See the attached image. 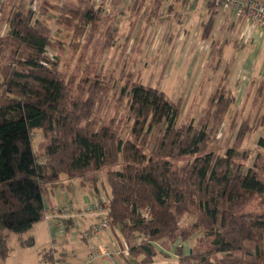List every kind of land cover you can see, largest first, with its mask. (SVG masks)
Segmentation results:
<instances>
[{
	"label": "trees",
	"instance_id": "trees-1",
	"mask_svg": "<svg viewBox=\"0 0 264 264\" xmlns=\"http://www.w3.org/2000/svg\"><path fill=\"white\" fill-rule=\"evenodd\" d=\"M41 1L38 14L22 3L9 17L7 33L0 36V60L6 58L0 67V261L10 253L9 232L22 235L45 219L49 185L63 174L92 175L94 181L106 170L109 227L127 258L143 256L142 262L150 264L160 254L155 243L169 249L178 240L198 235L187 255L176 248L179 264H264V138L258 139L253 164L246 166L249 151L241 146L252 130L250 121L221 155L208 150L214 127L208 122L199 129L194 122L178 127V102L137 83L122 91L133 139L125 138L113 119L99 124L94 116L101 98L99 80L88 87L87 98L74 96L59 69L60 54L51 59L47 52L63 47L53 38L54 26L58 33L62 26L69 28L72 36L80 23V33L88 24L95 30L103 8L90 0H78L75 8H65L66 0ZM155 1L159 6L164 0ZM213 7L209 3V12ZM51 9H58L54 18L48 15ZM214 21L213 16L202 24L203 39L209 38ZM84 83L79 92H87ZM233 103L225 89L213 93L211 120L220 125ZM155 127H164L163 133L148 152L147 137ZM35 129H42L46 140L44 160L33 150ZM186 155L194 160L176 167L173 159ZM191 218L194 221L187 223ZM74 223L69 220V227ZM132 240L136 243L130 244ZM20 244L32 246L34 240L21 239ZM60 261L51 251L42 254L41 264Z\"/></svg>",
	"mask_w": 264,
	"mask_h": 264
},
{
	"label": "rangeland",
	"instance_id": "rangeland-1",
	"mask_svg": "<svg viewBox=\"0 0 264 264\" xmlns=\"http://www.w3.org/2000/svg\"><path fill=\"white\" fill-rule=\"evenodd\" d=\"M58 1V4H62L64 0ZM21 2H25V6L29 5L33 8L38 2L36 12L37 14L41 12V0H9L3 6L0 4V36L7 33L8 19L15 10L20 9ZM90 2L103 8L102 19L97 24V28L92 30L88 24L80 33L83 23L79 21L80 24L76 26L78 32H75L74 29L73 34L76 35L72 36L70 29L64 26L58 33L57 27H53V22H51L53 38L59 40L63 47L55 46L53 49H49L47 56L54 59L57 52L60 54L59 69L62 76L69 81L74 96L79 95L87 98L88 87L96 79L99 80L101 98L94 108V116L99 124L110 122L113 119L122 128L123 136L133 139L127 99L126 95H122V91L124 88L130 90L131 86L137 83L154 87L165 92L167 99L178 102L180 105L178 127L194 122V126L199 129L205 122H208L210 128H215L212 131L213 139L209 143L208 150L221 155L228 147L235 144L238 131L244 122L250 121L252 130L245 138L241 149L249 151V158L244 163L246 166H251L258 151V139L264 137V111L258 118L250 117V115L242 117L236 110V106L232 105L222 118L220 125H216L214 118L212 121V116L209 115V112H212L215 107L209 104L210 98L205 91L209 86L210 70L214 68L216 59L207 60L214 31L211 30L209 38L203 39L202 24L208 20V3L205 0H180L177 5L170 7L169 0H166L160 11L157 12L154 0H104L103 3L90 0ZM195 2L200 4L199 8L191 6ZM63 6L65 8L78 7V0H66ZM48 15L56 17L58 9L49 10ZM43 16L47 17L45 14ZM90 33L92 36L88 39ZM239 42L240 39L237 42L238 48L232 42H229L226 47L219 48L218 54L221 57V63L217 77L225 78L230 75L233 78L238 70L237 66L242 63L243 58L254 51L255 44L254 46L252 44L243 46L246 43ZM261 57V61L257 65L258 69L264 60V46L261 49ZM233 60L235 70L229 74ZM5 62L6 58L1 59L0 67ZM224 67L228 68L227 72L223 71ZM204 73L206 76L201 82ZM84 78H89L87 79L89 81L84 83ZM81 83H84L87 92H79ZM2 92L3 77L0 74V96ZM255 93L257 94V92ZM235 114H239V116L235 117ZM163 129L164 127H155L147 137L148 152L157 138L162 135ZM32 135L33 150L41 157V160H44L46 158L44 155L46 140L42 129L33 130ZM193 160L194 156L186 155L173 159V163L176 167H181ZM116 168L120 169L121 165ZM106 172L103 170L97 173L94 181L91 180L92 175L85 178H69L64 174L61 175L56 183L48 186L49 193L45 197L46 207L50 208L51 205L53 208L72 206L75 212H85L87 199H98V201H101L102 198L110 199L111 189ZM63 190L67 194H63ZM74 221L76 226L71 227L65 235L56 240H52L45 229L46 226L43 223L40 224L37 227L40 231L32 246L23 247L20 244V237L22 240H28L32 231L22 235L9 232L10 253L6 260L0 261V264H39L42 253L49 249L59 258L64 253L65 262L60 261L61 264H70L75 259L82 264L86 262V259H82L88 245L91 246L95 243L106 246L112 238L117 241L115 233L109 227L86 242L82 233L87 231L91 225L98 224L100 220H96L93 216H87L86 218L78 217ZM193 221V218L186 220L187 223ZM52 225H55L54 221H52ZM198 234L202 236V232H198ZM198 237L195 235L185 242L188 245H194ZM120 240L123 243L126 242L122 237ZM129 243L134 244L136 241L132 240ZM128 258L131 264H144L143 256L137 259ZM166 259L168 264H179L170 258ZM158 261L157 257L155 262Z\"/></svg>",
	"mask_w": 264,
	"mask_h": 264
},
{
	"label": "crops",
	"instance_id": "crops-1",
	"mask_svg": "<svg viewBox=\"0 0 264 264\" xmlns=\"http://www.w3.org/2000/svg\"><path fill=\"white\" fill-rule=\"evenodd\" d=\"M7 1L9 0H0L1 6H3ZM97 2L103 3L104 0H96ZM166 0L162 1L159 6H157V12L160 11L162 8V5L164 4ZM180 0H169L170 7H173L174 5H177ZM187 1V0H185ZM206 1V0H205ZM155 5H157L156 1L154 0ZM207 2V1H206ZM22 3V2H21ZM25 2H23L24 4ZM208 3V2H207ZM185 4V3H184ZM38 5V2L36 6ZM36 6L34 7V10H36ZM191 6L193 8H199L200 4L197 2L192 3ZM207 13H208V20L214 16V25L211 30L214 31L212 34V46L210 48L209 55L207 56V60L216 59V63L214 68H211L210 70V82L209 86L207 87L205 93L208 96V98L211 97L213 93H215L217 90L223 88L227 91L228 95L233 98L234 103L232 105L236 106V110L240 112V116L247 117L250 115V117L258 118L262 115L264 111V60L262 61V66L258 69L257 65L261 61V49H263L264 46V30L260 28L259 26L251 27L248 26L246 21L244 19H237L230 13H225L224 11L220 9H212L211 12H209V3L207 4ZM207 20V21H208ZM205 21V22H207ZM204 23V22H203ZM203 27V25H202ZM244 37L246 38V44H252L255 49L252 51L248 56L243 58L242 63L237 66V72L234 77H230V75H227L225 78L217 77V72L219 70V66L221 63V57L218 54V50L221 47H226L229 42L233 43L235 47H239L237 45L238 40ZM241 46V47H243ZM235 60V58H234ZM234 60L231 63V69L230 73L235 70V62ZM224 72H227V67L222 68ZM257 74V75H256ZM206 76V73L203 74V77L201 78V82ZM261 85V86H260ZM260 86V88H259ZM259 88L256 90L255 88ZM257 92V94L255 93ZM254 96V97H253ZM239 114H235V117H238ZM264 138V137H263ZM63 194H67L65 190H63ZM90 200H98V199H87V206L88 202ZM86 206V207H87ZM54 209L51 205L50 208H47L46 211ZM87 216H93L96 218V220H100L99 216L96 215H87ZM86 216V217H87ZM85 217V218H86ZM46 226V231L52 237V240H56L58 237L63 236L66 234V232L61 233L59 230L56 229L55 225H52V222H48L45 219L33 226V228L28 231V233H32L31 237L34 240H36V236L38 232L40 231L37 227L41 224ZM41 227V226H40ZM70 226L67 230H69ZM20 239H22L20 237ZM21 242V241H20ZM87 242V241H86ZM91 242V241H90ZM88 242V243H90ZM97 243V242H96ZM99 244V243H97ZM89 247L86 249V251L83 254V259L87 260V254L88 251L93 250L94 248H98L100 246L104 245H96L93 243V245H88ZM106 246L111 247V250L115 252L113 255V259L109 258H99L97 260H94L93 263L97 264H129V258H127L126 252L124 254L120 253V249L117 246L115 239H110V243ZM190 246L186 242L178 240L176 243H174L169 249H166L165 246H162L158 243L154 244V247L160 252V254L157 256L159 258L158 262L154 261L151 264H168L166 258H170L173 261L178 262V256L175 254L176 248L180 247L183 250V253L187 255L190 251ZM51 251L46 250L45 252ZM44 253V252H43ZM42 253V254H43ZM55 260H61V262H65V256L64 253L62 256L56 257L52 253ZM42 259V255H41ZM41 259L39 261V264H41ZM60 262V264H61ZM70 264H81L79 261L75 259ZM83 264V263H82ZM131 264V263H130Z\"/></svg>",
	"mask_w": 264,
	"mask_h": 264
},
{
	"label": "built area",
	"instance_id": "built-area-1",
	"mask_svg": "<svg viewBox=\"0 0 264 264\" xmlns=\"http://www.w3.org/2000/svg\"><path fill=\"white\" fill-rule=\"evenodd\" d=\"M214 5V9H220L225 13L232 14L237 19H244L248 26H259L264 30V0H206ZM246 38L241 37L240 42L246 43ZM109 200L102 198L101 201L90 200L85 212H75L72 206L66 208H54L45 213V220L55 222V227L59 232L64 233L69 228V220L80 217L85 218L87 215H96L100 217L98 224L91 225L89 229L82 233L84 240L89 241L98 236L100 232L109 228ZM149 217V212L145 213ZM76 226V223L73 224ZM128 247L126 248V251ZM115 252L109 246H100L88 251L87 260L83 264H93L94 260L99 258L113 259Z\"/></svg>",
	"mask_w": 264,
	"mask_h": 264
}]
</instances>
